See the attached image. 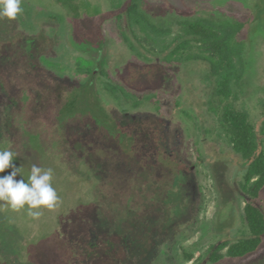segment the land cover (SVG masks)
Returning a JSON list of instances; mask_svg holds the SVG:
<instances>
[{
    "label": "rangeland",
    "instance_id": "374dc122",
    "mask_svg": "<svg viewBox=\"0 0 264 264\" xmlns=\"http://www.w3.org/2000/svg\"><path fill=\"white\" fill-rule=\"evenodd\" d=\"M137 4L158 26L154 40L130 18L127 0H22L15 20H0V149L16 153L25 181L32 165L53 169L59 196L38 218L0 201V264H214L212 246L250 234L246 205L264 213V188L255 200L244 192L248 163L221 121L227 103L246 113L264 150V0ZM87 20L106 41L105 77L96 78L90 101L105 120L158 133L159 165L144 166L71 115L99 56L66 45L72 22ZM200 20L241 25V78L229 100L187 33ZM185 41L180 62L166 63ZM106 79L128 97L106 91ZM216 264H264V241L252 255Z\"/></svg>",
    "mask_w": 264,
    "mask_h": 264
},
{
    "label": "trees",
    "instance_id": "16d2710c",
    "mask_svg": "<svg viewBox=\"0 0 264 264\" xmlns=\"http://www.w3.org/2000/svg\"><path fill=\"white\" fill-rule=\"evenodd\" d=\"M138 1L127 0L126 12L136 24L142 27L148 38L154 40L149 33L150 30L154 34L159 33L158 26L152 24L141 12L137 4ZM187 31L198 40L201 49L205 51V61L210 63L214 74L220 79L218 94L229 100L231 83L234 78H241L235 61L242 56V44L237 39L241 25L233 22L215 24L212 21L200 20V22L189 24ZM105 42L101 27L95 24V20H87L82 24L78 21L72 22L69 44L74 46L76 43L83 51L97 52L99 56L96 68L87 72L88 80L84 84L85 90L80 91L78 109L74 110L71 115L78 114L80 121L88 119L97 129L118 142L126 154L138 156L144 166L148 163L159 165L163 160V147L158 133L152 129L148 130L140 123L119 124L105 120L99 115V108L90 101L97 94L96 78L105 77L102 70L105 57L101 54L105 49ZM188 46V41L179 43L166 56L165 62L172 64L176 56H178L177 62H180L182 52ZM102 85L106 91L114 94L120 92L128 97L126 90L112 85L107 79ZM223 108L221 121L227 139L234 151L248 163L243 190L249 194L252 200H255L259 198L260 192L264 188V150L257 140L253 127L248 122L246 113L238 111L231 103L225 104ZM245 219L250 234L240 237L236 243L231 245L227 242H220L212 246L208 253L210 262L216 264L225 257L244 258L259 250L264 241V213L252 201L246 205Z\"/></svg>",
    "mask_w": 264,
    "mask_h": 264
},
{
    "label": "clouds",
    "instance_id": "9594fccd",
    "mask_svg": "<svg viewBox=\"0 0 264 264\" xmlns=\"http://www.w3.org/2000/svg\"><path fill=\"white\" fill-rule=\"evenodd\" d=\"M22 12V0H0V20H15ZM15 156L16 153L10 149H0V201L14 211L27 207L28 214L38 218L42 214L41 209L51 210L59 203L52 183L53 169L32 165L25 181L21 167L14 163Z\"/></svg>",
    "mask_w": 264,
    "mask_h": 264
},
{
    "label": "flooded vegetation",
    "instance_id": "af4514ba",
    "mask_svg": "<svg viewBox=\"0 0 264 264\" xmlns=\"http://www.w3.org/2000/svg\"><path fill=\"white\" fill-rule=\"evenodd\" d=\"M71 38V31L69 30V35L67 36V42H66V45H68V46H70V47H72L74 50H76V51H79V52H84L81 48H79V45L78 44H74V46L72 45V44H69V39ZM77 40V39H76ZM101 53H103V52H101ZM96 65H98V59H97V63H96ZM94 68H96V66L94 67ZM94 68H92V69H88V71L89 70H93ZM87 71V72H88ZM83 74V73H82ZM85 75V74H84ZM86 76H87V73H86ZM88 80V79H87ZM86 80V81H87ZM80 86L81 87H84V84L82 83V84H80Z\"/></svg>",
    "mask_w": 264,
    "mask_h": 264
}]
</instances>
